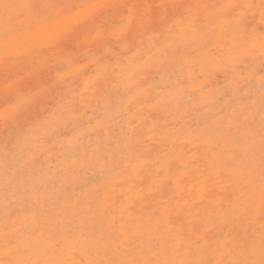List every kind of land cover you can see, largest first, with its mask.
Masks as SVG:
<instances>
[{
    "label": "snow or ice",
    "instance_id": "snow-or-ice-1",
    "mask_svg": "<svg viewBox=\"0 0 264 264\" xmlns=\"http://www.w3.org/2000/svg\"><path fill=\"white\" fill-rule=\"evenodd\" d=\"M257 13L264 21V0L259 4L244 0L213 4L175 0L101 4L0 0V40L6 48L18 47L22 37L45 34L52 50L63 57L58 66H53L30 47L0 57L5 72L11 74L6 77L0 99V123L6 133L0 264H264V31L257 33L248 26L249 17ZM74 17L97 26L77 31L78 25L66 23ZM114 17L119 19L112 23ZM60 24L64 26L59 30L49 31ZM106 32L117 38L123 52L109 49L112 62L97 58L94 72H79L90 78L78 100L63 97L62 104L49 110L50 97L21 87L24 73L56 72L57 86L66 84L64 73L80 61L65 45L76 44L82 51L81 35L84 41L99 45ZM120 56L128 63L124 64ZM28 57L30 66L24 63ZM257 58L261 67L258 76L253 68ZM113 62L120 72L114 68L109 71ZM194 64L200 65V74H195ZM209 64L230 78L224 92L230 102L221 109L224 115L214 113L215 119L205 115L204 126L196 137L206 138L204 150L197 157L203 161L198 171L202 176L208 173L202 199L213 211L206 217L198 212V219L193 221L190 217L194 205L186 203L189 219L180 211L174 219L169 201L163 210L158 205L146 218L145 214L134 217L123 206L119 215L115 211L97 212L96 202L108 201L115 188L122 187L107 184L108 161L99 148L111 135L113 122L127 120V128L136 139L131 147L141 151L140 129L147 127L148 116L137 105L161 94L167 97L164 106L174 104L178 111L186 97L196 102V93H202L206 86L197 87L196 82L206 79ZM121 87L126 104H119L115 111L106 106L103 112L88 115L92 97L105 93L110 99ZM153 91L156 97H152ZM159 106L157 100L154 107ZM37 107L47 113L43 120L31 116ZM201 107L207 109L208 105ZM130 114L135 119H129ZM137 119L141 125L136 124ZM68 123L72 125L70 135L61 131V124ZM49 130L53 147L63 149L57 153L61 164L37 172L32 168L31 138L43 131L40 139L47 143ZM148 131L154 132L155 127ZM155 163L158 165L159 160ZM89 169H98L100 174L94 194L83 192L73 200L69 193L81 187V173ZM180 171L169 167L168 181ZM163 172L158 168L155 175ZM182 183L178 180L177 187ZM165 186L161 184L160 189ZM155 196L149 193L145 199ZM84 200L88 210L77 211ZM53 209H59L57 215L71 218V227L59 238L51 216Z\"/></svg>",
    "mask_w": 264,
    "mask_h": 264
},
{
    "label": "rangeland",
    "instance_id": "rangeland-1",
    "mask_svg": "<svg viewBox=\"0 0 264 264\" xmlns=\"http://www.w3.org/2000/svg\"><path fill=\"white\" fill-rule=\"evenodd\" d=\"M34 2H47V0H34ZM72 3H148L159 2V0H70ZM178 3H218L221 0H175ZM244 2L260 3V0H244ZM108 14L105 13V16ZM119 17H114L112 23L117 21ZM73 25H78L77 31L80 29H94L96 24L84 22L81 19L79 21H68ZM3 26L2 17H0V27ZM62 26V24H61ZM60 26V27H61ZM249 29L254 28L257 33L264 31V21H261L259 14L249 17L248 21ZM54 29L52 32L59 30ZM107 27V25H105ZM81 48L76 44H66L65 48L74 59L79 60L80 63L76 64L71 69H68L64 75L68 77L67 83H61L59 86L56 84L57 73H36L34 75H27L24 73L25 79L21 87L25 90L38 91L44 94L46 97H50L48 100L49 110H53L64 102L63 97H67L68 100L73 98L79 99V95L86 90L87 81L89 76H81L79 72L87 71L89 74L96 70L95 61L97 58H102L103 61H113V55L109 49L116 52H123L117 38L110 34L105 33V40L102 44H95L91 41H84L83 35H81ZM30 47L34 53H39L41 59L47 60L53 66H58L63 59L58 53L54 52L51 48V41L49 36L45 34L29 35L21 38V43L15 49L6 48L4 42L0 40V57L6 55L12 56L18 54L20 48ZM91 49V52L89 51ZM85 57H89L85 59ZM119 59L123 60L124 64L128 61L126 57L120 56ZM24 63L26 66H30L31 57L25 58ZM195 74H200L201 67L199 64H194ZM246 67L242 65V68ZM115 69V72H120L121 68L116 66L115 63H111L109 71ZM257 76L261 71L259 59H255L253 63ZM10 73L5 72L3 63H0V99L3 97L5 89V80ZM15 79V77H12ZM101 85L103 84V77L101 75ZM230 78L226 79L225 76L219 72L214 71V66L209 64L206 70V79L204 77L196 82L197 87H202L203 91L196 93V102L191 98L186 97L180 110L178 111L174 104L165 107L167 97L161 94L156 99H150V102L137 105L146 116H148L147 127H141L140 131L142 136V148L141 151H135L131 147L136 144V139L130 133L127 128V120L117 119L112 124V133L107 137L106 141L99 145L102 154L108 161L106 168L110 171L105 172L107 177V184L109 186L121 185L122 187H116L115 192L111 193L112 198L108 201L101 203L99 200L94 205L97 212L101 210L115 211L117 215L120 214L121 207H125L134 217H138L141 214H146L157 208L159 205L161 210L166 207L171 201L173 218L175 219L177 211L186 216L187 209L184 205H194L191 209V217L193 221L198 219L197 213H200L201 217H206L208 212H212L213 208L209 205L207 200H203V181L208 175L207 172L202 176L198 169L203 167V161L198 159L205 145V139L197 140L199 130L203 128L205 115L213 116L215 113L217 116L224 115L221 109L230 102V97L224 95L225 90L229 86ZM255 87H258V83L253 81ZM111 86L109 85L108 88ZM107 91V89L105 90ZM124 88L121 87L119 93L111 95L109 99L105 93L97 94L91 98V107L88 109L89 116H95L97 113L103 112L106 106H111L115 111L116 106L119 104H126L127 99H123L122 95ZM91 96V92H88ZM152 97H156V92L153 91ZM159 100V107H154ZM202 104H207L205 109L201 107ZM2 110V109H0ZM33 119L43 120L47 113L42 111V107L34 108L31 111ZM66 119H70L67 118ZM129 119H135L129 115ZM137 125H141L142 121L137 119ZM211 120L209 124H211ZM93 123L95 121L93 120ZM71 123L67 126L61 124V131L71 134ZM155 127L154 132H149L148 129ZM124 127L125 131L122 133L121 128ZM177 129H180L179 131ZM5 131L2 123H0V217H2V208L5 197V186L3 184V163L5 155ZM44 135L43 131H38L31 138V151L33 154L32 168L34 171L39 172L41 169H47L49 167H55L61 164V158L57 156V153L63 151L58 145L53 147L52 144V132H48V142L44 143L40 137ZM95 140V137H93ZM258 142V139H257ZM11 148V145H9ZM163 149V151H161ZM82 151V150H81ZM79 154V153H78ZM159 160L157 165L155 162ZM187 165V167H185ZM171 167L173 170L182 169L171 180L167 179V169ZM164 169V172L156 176L157 169ZM90 178L93 179L92 183H88ZM100 179L98 169H89L86 172L81 173V178L78 184L81 187H76V191L69 193L72 199L75 200L77 196L83 192H89L94 194L96 187V180ZM182 180L183 183L177 187V181ZM161 184L166 185L163 189H160ZM211 188V185H209ZM156 193L155 199L149 197V193ZM101 193V198L103 197ZM115 202V203H114ZM207 209V212L205 211ZM88 210L87 200H84L77 211L83 212ZM59 209H53L51 216L53 219L54 230L57 238L60 237L61 232L71 227V218H65L63 214L57 215ZM127 215V212L125 213ZM210 227H212L210 225ZM215 231V229H213ZM3 231V220L0 218V232Z\"/></svg>",
    "mask_w": 264,
    "mask_h": 264
},
{
    "label": "bare ground",
    "instance_id": "bare-ground-1",
    "mask_svg": "<svg viewBox=\"0 0 264 264\" xmlns=\"http://www.w3.org/2000/svg\"><path fill=\"white\" fill-rule=\"evenodd\" d=\"M105 3V2H104ZM74 19V21H79L80 20V18H78V17H74L73 18ZM61 26V24L60 25H58V26H56L55 28H52V29H50L49 31L50 32H52L54 29H56V28H58V27H60ZM64 25L62 24V26L60 27V28H62ZM35 35H37V34H35ZM48 36V35H47ZM0 111H2V110H0Z\"/></svg>",
    "mask_w": 264,
    "mask_h": 264
}]
</instances>
